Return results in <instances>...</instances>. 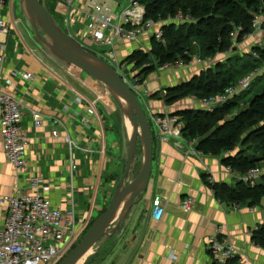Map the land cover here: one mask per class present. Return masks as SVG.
Segmentation results:
<instances>
[{"label":"crops","instance_id":"obj_1","mask_svg":"<svg viewBox=\"0 0 264 264\" xmlns=\"http://www.w3.org/2000/svg\"><path fill=\"white\" fill-rule=\"evenodd\" d=\"M14 1L6 0L0 8V19L6 25L5 30L0 29V91L17 97L25 107L21 127L29 139V166L20 172L7 161L0 133V198L20 192L37 193L29 182L31 176H39L52 185L44 195L56 206L67 209L72 184L69 167L73 161L77 166L73 181L76 223L82 236L108 207L116 191L122 140L113 129L110 131L95 80L82 71L44 59L21 2L17 10ZM96 1L102 7L100 14L112 18L114 23L132 0ZM51 14L77 43L102 54L110 49L88 37L94 14L88 0H56ZM113 49L120 59L129 57L134 50L146 52L151 49L150 36L145 34L137 42L124 44L116 40ZM21 72L31 73L33 79L14 76ZM191 72L182 73V78L188 81ZM163 106L161 100L147 101L146 112L162 110ZM32 111L43 116V127H35ZM54 119L62 125L54 126ZM53 130L58 131L56 137ZM67 137L73 146L67 143ZM189 147L188 142L179 148L172 141L155 140L152 176L146 192L134 200L119 223L112 225L108 236L92 249L83 264H212L209 243L218 234L230 238L241 264H264V249L252 241V233L264 223V198L259 206L231 207L218 201L203 175L227 185H234L240 175L226 170L218 157L190 154ZM156 197L165 206L160 221L152 218ZM189 197L194 199V206L186 210L182 201ZM5 215L6 207L0 205V223Z\"/></svg>","mask_w":264,"mask_h":264},{"label":"built area","instance_id":"obj_2","mask_svg":"<svg viewBox=\"0 0 264 264\" xmlns=\"http://www.w3.org/2000/svg\"><path fill=\"white\" fill-rule=\"evenodd\" d=\"M88 1L92 12H94L88 25V37L97 43L112 45L114 39L130 40L139 38L144 28L153 31L158 29L157 26L160 21L158 23L144 19L145 7L141 6L137 0H132L130 6L116 18L117 23H113L111 21L112 18H106L100 14L102 7L96 0ZM5 3L6 0H0V8ZM255 15L252 20L253 29L257 32L262 31L264 27V11H259ZM173 20L184 24L196 22L190 15H185L182 12H179L174 17H169L166 22L174 23ZM0 29H6L2 19H0ZM108 32L109 34H107ZM233 33L234 31L230 33L231 37H233ZM154 35L156 40L164 42L161 29L156 31ZM84 48L86 47L84 46ZM226 52L229 54V51ZM186 53L188 54V52ZM99 56H102L101 58L111 65L123 79V72L120 67H115L117 60L112 53ZM201 60L199 55H194L189 62L180 60L169 63L164 68L180 72L181 69L198 67L197 63H201L203 61ZM211 60H214V58ZM1 61L2 58L0 57ZM262 70L264 71V65L227 87L223 92L213 96L204 98L191 96L189 104L193 108H205L208 110L221 107L240 92L250 88L257 76L261 75ZM1 74L2 69L0 67V78ZM14 76H20L24 80L33 79V75L28 72L14 73ZM124 82L127 85V81L124 80ZM78 101L80 102L81 98H78ZM24 108L23 103L17 97L0 91V133L4 153L7 161L20 172L27 171L29 166L27 160L29 139L21 127ZM31 116L36 128L44 126L45 120L40 113L32 111ZM161 117L152 120L154 124V128L151 127L153 139L155 138V140L162 142L172 141L177 147L181 148L182 144L189 140L186 141L183 137V124L179 122L180 118L177 116L173 118ZM53 124L54 126H60L62 122L59 119H54ZM52 135L56 137L58 131L53 130ZM66 141L70 146L74 145V142L69 137L66 138ZM189 142L194 143L190 149V154L203 155L196 149V140ZM76 170V164L71 161L69 175L72 184H70L68 190V208L65 210L56 206L49 197L44 195V192L51 191L52 185L39 176H31L29 182L31 188L35 189L37 193L20 192L0 198V205L6 207L5 220L0 223V264H59L75 247L74 245L77 241L75 235L78 232V226L76 223L73 181ZM226 170L233 172L230 168H226ZM263 176L264 162L241 175L240 179L253 186ZM208 181L211 184L215 183L211 176L208 177ZM193 206V198L189 197L182 201V208L186 210H191ZM152 208L153 220H162L165 206L160 197H156L153 200ZM209 251L213 260L212 264H227L231 258L236 256V249L230 238L221 234L211 238Z\"/></svg>","mask_w":264,"mask_h":264},{"label":"trees","instance_id":"obj_3","mask_svg":"<svg viewBox=\"0 0 264 264\" xmlns=\"http://www.w3.org/2000/svg\"><path fill=\"white\" fill-rule=\"evenodd\" d=\"M137 2L145 7L147 20L166 19L169 15L181 11L196 21L181 27L164 25L162 27L164 42L151 39L149 55L142 50L134 51L125 61L136 63V67L140 68L139 77L154 72L156 67L149 65L152 63L148 59L153 58L160 67H163L180 60L189 62L194 55H199L203 59L214 58L219 51H227L232 45L230 33L233 27L243 25L247 33H251L253 30L251 13L264 11V0H137ZM254 53L252 61L242 63L235 60L231 70H226L220 64L214 74L208 71L189 81L170 86L166 89L168 92L165 97L166 103L170 104L174 99L189 96L204 98L223 92L264 65V48H257ZM136 70L138 71L137 68ZM257 81L264 82V74L257 76L253 85ZM248 91L237 94L225 105L211 111L187 108L177 110L175 113L183 122L182 133L186 140H196V149L199 152L220 158L223 167L230 168L240 175L264 162V137L260 142V156L249 154L246 149L237 148L247 130L256 128L257 131L264 130V85L261 92L249 100L246 108L231 116L240 108L241 101ZM262 134L257 138L264 136ZM208 177L207 174L203 175L204 182L212 188L216 199L228 206L245 204L259 206L264 198V176L253 186L242 179H237L234 185L216 182L211 184ZM252 241L255 246L264 249V225H259L254 230ZM227 264H241L240 258L234 256Z\"/></svg>","mask_w":264,"mask_h":264},{"label":"rangeland","instance_id":"obj_4","mask_svg":"<svg viewBox=\"0 0 264 264\" xmlns=\"http://www.w3.org/2000/svg\"><path fill=\"white\" fill-rule=\"evenodd\" d=\"M41 1H42L43 5L51 13L52 6L54 5L56 0H41ZM14 3L17 4V10H19L20 0H15ZM22 10L24 11L23 14L27 16L23 7H22ZM80 11H82V10H80ZM178 13H176L175 15H169L166 19H160L158 21H154V22H158V23L160 21V23L157 26L158 29L153 31V30H149V29L144 28L142 30L140 36L145 35V34H149L150 40H151L155 37L154 33L156 31H159L160 29L162 30V27L164 25H168V26L169 25H176V26L181 27V25H184V23H177L174 20H173L174 23L166 22L169 17H174ZM251 14H252V18L254 19L256 15L253 13H251ZM145 18H146V12H145L144 19ZM26 20H27V23H28V26L30 28L31 33L35 38L34 41L36 42V46L38 47V50L40 51V54L44 59L50 60L52 62L57 61L58 63L63 64V66H65V68H69L70 70L75 71V72H77L76 70H79V69H76L72 66L66 65L63 62H61L60 60H58L57 56L52 51H50V49L47 46H45L37 38L32 26H31V23L29 21L28 16H27ZM54 20H55V18H54ZM114 23H117V19ZM252 28H254V27L252 26ZM39 31H40L41 35L43 37H45L44 32L40 28H39ZM233 31H234L233 37L230 36L232 45L227 50V51H229V54L226 51H224V52L219 51L216 54V56L214 57V60H211L213 58H211V59L201 58L204 62L201 60L202 61L201 63H197L198 67H194L192 69V72H191V67L187 68V69H181L180 72H176L178 70H176V71L168 70V69L164 68V66L160 67L153 58L148 59L149 62L152 63L149 65H154L156 68H155L154 72H152L150 75L143 76L144 78L139 77L140 76L139 75V72H140L139 69L140 68L136 67L135 62L134 63L126 62L125 60L128 57L125 59H120V57L117 55V52L115 51V49H113L116 40H118L120 42V44H124L127 42H129V43L137 42L140 37L137 39H130V40L129 39L128 40L114 39L112 45L101 44V43H97V42L93 41L96 44L107 46L108 48H110L106 53H103V54H102V52L99 53V52L92 50L88 46H86L88 48H85V49L93 52L94 54H96L98 56L104 55V54H109V53H112L115 56V58L117 60V65L115 67L121 68V71L123 72V79L127 81V86L133 90V92L136 94V96H138V98L140 99V101L143 105V108L145 109V112L147 110L146 109L147 101L148 102L150 100H161V101H163L164 106H163L162 110L160 109L159 111L154 110L153 112L152 111H150V112L147 111L148 113L146 112L150 126L152 128H154V124L152 122V120H154V118H158L161 116H162L161 118H173V117L177 116L175 113L180 108H182V109L193 108L188 103L189 98L191 96H189L187 98L176 99V100L174 99V100H172V102H170V104L166 103L165 100H167V98L165 99V97H167V93H168L166 89L169 88L170 86H172L171 84H169L171 81H173L177 84H179L178 82L180 80H183L180 83L185 82L186 80H184L181 76L182 73L187 74V73L191 72V74L189 75V78H190L189 80L193 79L196 76H200L202 73H206L208 71H211V74H214L217 72V66L220 64L226 70H231V68H233V66H234L235 60H240V61H242V63H244L246 61H252V60H254L255 50L257 48H264V27H263L262 31L257 32L256 30L253 29L251 33H247L245 27L243 25H240V26L233 27ZM46 40H49V38H46ZM81 46H83V45H81ZM150 50L146 51V53L148 55L150 54ZM134 51H136V50H134ZM99 57H102V56H99ZM149 58H151V57H149ZM136 68L138 69V71L136 70ZM79 71H81V70H79ZM261 74H264L263 70H262ZM85 76H87L90 80H94L92 77H90L86 73H85ZM170 78H171V81H169ZM255 80H254V82H255ZM94 82L96 83V90L99 92V94L101 96L100 100H102L101 101L102 107H103V109L106 110V112L108 114L105 119H106V122L111 126L110 131L112 132V129H113L114 132L116 133V135L122 140V142L119 141V143L121 145L120 147L122 148L121 159H120L121 160V170L119 172V177H118V181H120V179L124 173L126 164H127L129 146H130L131 138L133 136L134 129H133V126L131 125V123L129 121V118L127 116L125 109H123L122 106L119 104V102L117 101V98L112 93H110L104 86H102L101 84H98L96 81H94ZM253 83L250 86V88L252 87L250 91H248L250 88H247L244 90V91L247 90L248 92L245 93V96L243 97V99L241 101L240 108L235 110L231 114L232 117H233V115L238 113L240 109L242 110V109L246 108L248 106L249 100H251L255 94H258L261 92L263 85H264V82L263 81L262 82L257 81V83H255L254 85H253ZM177 84H174V85H177ZM158 87H159V89H156ZM187 99H188V101H187ZM182 109H180V110H182ZM195 109H205V108H195ZM214 109L215 108H212L209 110L206 109V110L211 111ZM179 122L181 124H183V122L180 119H179ZM257 130H258V128L249 129L245 132V134L243 136V138H244L243 141L238 145L239 147H237L238 150L239 149L241 150V148H242V149H246V152L249 154L257 155V156L261 155V144H260V142H261V140H263L264 136H262L260 139H258L257 137H260L262 133H263L262 135H264V130L263 131H257ZM154 140H155V138H154ZM186 141H188V140H186ZM192 145H194V143L188 141V146H190L189 150L191 149ZM143 164H144V147H143V143L141 140V136H139L138 141H137V145H136L134 164H133V166L131 168V172H130L127 180H126V184L131 183L132 181H134L137 178V176L142 171ZM260 164H262V163H260ZM240 177H241V175H240ZM262 224L264 225V223H262ZM84 235L85 234L80 236V231H78L76 233L75 239L77 241H76V244L74 246H76L82 240ZM259 248H261V247H259ZM72 250H73V248H72ZM70 252L68 253V255L70 254ZM86 259H87V257L85 258V260ZM85 260L82 262V264L85 262Z\"/></svg>","mask_w":264,"mask_h":264},{"label":"water","instance_id":"obj_5","mask_svg":"<svg viewBox=\"0 0 264 264\" xmlns=\"http://www.w3.org/2000/svg\"><path fill=\"white\" fill-rule=\"evenodd\" d=\"M37 38L52 51L57 59L66 65L74 66L92 77L98 84L104 86L112 93L119 104L118 98L123 99L128 110H125L134 132L130 141L127 164L124 173L117 185L116 191L106 210L100 214L88 229L82 240L73 248L70 254L60 264H78L90 250H92L104 237L114 223H119L132 206L134 200L144 194L148 188L153 170L154 140L151 126L143 105L126 85L117 71L103 58L85 49L68 36L56 23L48 9L41 0H20ZM39 28L44 32L43 37ZM49 38V40H46ZM123 109H125L122 106ZM144 147V164L137 178L129 184L126 180L134 164L138 137ZM120 210V212H119ZM119 212V214H118Z\"/></svg>","mask_w":264,"mask_h":264},{"label":"bare ground","instance_id":"obj_6","mask_svg":"<svg viewBox=\"0 0 264 264\" xmlns=\"http://www.w3.org/2000/svg\"><path fill=\"white\" fill-rule=\"evenodd\" d=\"M6 4V3H5ZM24 8L26 9V4L24 3ZM4 7V6H3ZM119 99V101H120V103L122 104V106L125 108V110H128V105H127V103L123 100V99H121V98H118ZM119 212H120V210H119ZM119 212H118V214H119ZM92 252V250H90L89 252H88V254L78 263V264H82V262L85 260V258L90 254Z\"/></svg>","mask_w":264,"mask_h":264}]
</instances>
